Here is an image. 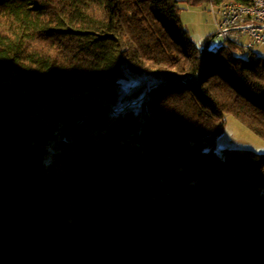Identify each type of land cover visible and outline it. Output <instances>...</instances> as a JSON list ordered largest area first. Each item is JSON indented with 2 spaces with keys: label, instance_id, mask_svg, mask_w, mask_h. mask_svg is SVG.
<instances>
[{
  "label": "trees",
  "instance_id": "1",
  "mask_svg": "<svg viewBox=\"0 0 264 264\" xmlns=\"http://www.w3.org/2000/svg\"><path fill=\"white\" fill-rule=\"evenodd\" d=\"M227 115L264 140V59L199 47L179 0H0V264H264V155L217 153Z\"/></svg>",
  "mask_w": 264,
  "mask_h": 264
},
{
  "label": "rangeland",
  "instance_id": "2",
  "mask_svg": "<svg viewBox=\"0 0 264 264\" xmlns=\"http://www.w3.org/2000/svg\"><path fill=\"white\" fill-rule=\"evenodd\" d=\"M179 2L182 23L193 41L201 48L206 47L210 41L213 45H217L220 40L213 39L216 27L211 3L201 1L192 4L190 0H179ZM85 127L90 138L97 136V131L88 126ZM71 143L73 141L61 133L49 143L44 160L48 172L53 173L64 167L66 148ZM224 150H249L264 155V140L250 131L236 117L227 115L224 130L217 138L216 144L218 154Z\"/></svg>",
  "mask_w": 264,
  "mask_h": 264
},
{
  "label": "built area",
  "instance_id": "3",
  "mask_svg": "<svg viewBox=\"0 0 264 264\" xmlns=\"http://www.w3.org/2000/svg\"><path fill=\"white\" fill-rule=\"evenodd\" d=\"M211 3L216 32L213 39L217 45L207 43L208 51L213 46L233 44L246 52L264 55V1H252L249 8H228Z\"/></svg>",
  "mask_w": 264,
  "mask_h": 264
},
{
  "label": "bare ground",
  "instance_id": "4",
  "mask_svg": "<svg viewBox=\"0 0 264 264\" xmlns=\"http://www.w3.org/2000/svg\"><path fill=\"white\" fill-rule=\"evenodd\" d=\"M253 1H264V0H253ZM223 4H224V7H228V8H249V4H239V3H235V2H223ZM224 47L225 46H213L210 49V51L219 50V49H222ZM256 56L261 57L262 59H264V55L263 54H256Z\"/></svg>",
  "mask_w": 264,
  "mask_h": 264
},
{
  "label": "water",
  "instance_id": "5",
  "mask_svg": "<svg viewBox=\"0 0 264 264\" xmlns=\"http://www.w3.org/2000/svg\"><path fill=\"white\" fill-rule=\"evenodd\" d=\"M142 98H140V101H141ZM132 104V103H131Z\"/></svg>",
  "mask_w": 264,
  "mask_h": 264
}]
</instances>
